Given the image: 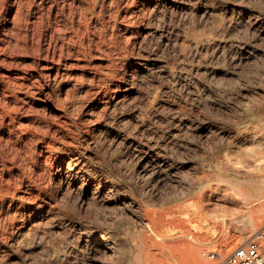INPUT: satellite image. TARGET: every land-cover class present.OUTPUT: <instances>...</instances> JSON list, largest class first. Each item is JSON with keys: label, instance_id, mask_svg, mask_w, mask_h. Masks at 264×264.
<instances>
[{"label": "bare ground", "instance_id": "1", "mask_svg": "<svg viewBox=\"0 0 264 264\" xmlns=\"http://www.w3.org/2000/svg\"><path fill=\"white\" fill-rule=\"evenodd\" d=\"M160 1L156 0L153 13L161 11ZM258 7L250 0H201L199 8L204 17L203 25H193V21L191 27L180 30L168 24L169 37L164 44L175 50L164 59L160 52L153 51L143 57L147 63L142 60L135 63L137 67L127 80L134 87L124 89L127 97L146 94L143 92L146 79L142 75L147 69L152 75L155 73L166 80L162 92L147 91L146 99L151 104L158 100L157 104L166 93L175 100L167 104V113H163V120L157 121V125L147 123V119L137 113L128 120L122 118L118 124L100 123L98 119L100 122L84 125L83 149L72 141L60 147L56 140L40 139L41 150L50 163L47 165L54 168L58 163L59 167L55 174L52 172L50 188L42 187L35 180L30 181L26 192L31 204L26 208L28 201L22 203L29 212H25L26 217L23 221L21 219L17 231L11 233L10 230L1 239L0 264L14 261L17 264H161L162 260H167L166 264H206L212 246L223 243L227 234L228 244L221 248L224 254L254 237L256 229L264 230V220L259 223L252 216L253 212L264 210V193L257 195L263 191L264 185V9L258 10ZM244 75L245 81L242 78L241 82ZM5 79L0 78V87L10 90L12 85L5 83ZM16 84L17 80L13 87ZM43 94L49 96L46 91ZM224 96L229 98L226 97L228 102L223 100ZM231 100L243 107L250 106V113L237 120L236 126L206 118L210 111L226 110ZM112 109L115 111V107ZM230 111L234 113V110ZM61 124L57 127L59 130L66 123ZM20 125L22 127L23 123ZM189 135L197 140L193 138L191 141ZM218 139L226 141L227 146L216 145L208 154L201 152L204 143ZM102 151L109 156L121 154L133 162V169H129L132 172L121 167L118 169L119 176L134 180L133 188L120 183L123 177L118 181L95 167L94 161L99 159ZM4 183L1 180V206H4L5 199L15 197L11 185ZM70 194L75 195L74 204L67 197ZM230 202L248 210L246 215L251 213L245 218V225L242 223L243 229L230 220L220 226L206 218L212 207ZM257 202L262 206L257 207ZM169 226L184 231L166 235L163 229ZM221 228V236L216 237L215 233ZM48 233L51 238L55 234L61 236V240H53L51 249H45L46 244L43 245V238ZM34 253L42 254L31 258Z\"/></svg>", "mask_w": 264, "mask_h": 264}, {"label": "rangeland", "instance_id": "2", "mask_svg": "<svg viewBox=\"0 0 264 264\" xmlns=\"http://www.w3.org/2000/svg\"><path fill=\"white\" fill-rule=\"evenodd\" d=\"M250 1L253 6H259L258 10L264 9V0ZM160 3L162 6L160 9L161 11H155L159 12L155 15V12L153 13V8L155 7L156 0H0V78H7L5 79V83L12 85L10 90L4 86L0 87V185L1 180H3V183L5 181L4 185L8 183V185H11V189L15 191L14 198L9 197L5 199L4 206L0 205V212L2 213H0V228H4V231L0 229V241L10 233V230L11 233L17 231L19 225L22 224L23 218L26 217L25 212H29L26 208L30 206L31 201L29 203L26 190L30 187V181L35 180L37 184L42 187L50 188L51 176L58 170V163H56L54 168L48 166L50 163H47L48 160L45 158L46 153H43L41 150V140L47 142H54V140H56L58 143L56 145L60 147H64V144H68V142L72 141L73 144H78L75 146L83 149L82 139L85 138L86 135V128L84 125L89 124V122L96 123L99 119L101 120V122L98 120L100 123L118 124V121L122 120V118L126 120H128L127 118H132L134 116L133 113L140 114L141 117L147 119V123H152L153 125H155L157 121L160 123L163 120V113H167V104L170 102L172 103V101L175 102V100L166 93L157 104L156 102L158 100L151 104L147 101L146 97L147 91L158 90L162 92V87H164L163 85L166 83V80L158 77L155 73H153V76L152 71L147 69L142 75L143 78L145 77L144 79H146L144 80L145 85L143 86V92L146 94L139 96L128 95V97L125 95V97V87H134V85L128 84L127 80L131 72L137 67L135 63L141 60L142 63H147V61L144 60L145 58H143L146 57L147 54L158 51L164 59V57H169L171 52L175 50L164 44L165 39L169 37L167 32V27L169 25L180 30H185L187 27L192 26L193 21V25H203L204 23L202 21H204V17H202L203 13L199 8L201 6V0H161ZM189 8L192 11H190ZM193 9H195V13ZM150 13L154 17H151ZM154 22L155 24L153 25ZM177 22H179L178 24L180 25L176 24ZM155 31L158 33H155ZM143 36H145V38H143ZM175 66L176 65L173 67L175 68ZM57 69H59V71H57ZM13 77H15V79ZM242 78L244 79L243 81H245V75L240 78L241 82H243ZM16 80L18 85L16 84L17 86L13 87L15 86ZM44 91H46L49 96L43 94ZM224 97L223 100L228 102L229 98L227 96ZM226 97L228 99H226ZM134 98L136 100H133ZM231 101L232 103H229L230 107L228 106L226 110H221V112L210 111L206 114V118L214 122L222 120L225 121L226 125L230 123V126H236L235 122L237 120L246 117L250 113V106H248V108L243 107L237 104L236 101ZM56 103L58 104L56 105ZM108 106L109 108H107ZM119 106L120 109L118 108ZM112 107H115L116 112ZM229 109L234 110V113ZM15 110H17V112H14ZM118 111H120V113ZM123 111L124 113H122ZM224 111H227V113ZM218 112L219 114H217ZM25 114L28 116H25ZM29 114L31 115L29 116ZM221 114L222 116L224 114V116L222 117ZM158 116L159 118H156ZM212 116H214V118ZM55 117L56 120L54 121L53 119H55ZM225 118H228L227 120L229 121ZM22 123L24 129H22L20 125ZM58 123H62L63 125L66 124L61 128L62 130H59V128H57L59 125ZM19 125L20 127H18ZM56 133L57 135H55ZM189 138H191V136ZM193 138L195 139L192 135L191 141ZM217 141L220 140L204 143L203 147L200 148L201 152L203 154L204 152L208 154V152L214 150L216 145L227 146L226 141H220V143ZM30 145H33V148ZM16 151H19L20 154ZM21 151L24 152L22 153ZM102 152L98 156L99 159L94 161L95 167L103 169L118 181L123 177L118 174V169L120 167L123 170L126 169L132 172L133 162L128 159L126 160L121 154H112L109 156L110 154L106 155ZM40 154L44 155V157H39ZM26 156L27 159H25ZM35 162H37V164ZM10 180L11 182H9ZM120 183L125 187L127 186V188H133L135 186L132 178H124ZM262 184H264V182ZM78 185H81V182H79ZM262 189L263 191L260 193L258 192L257 195L264 193V185ZM67 197L70 199L71 203L74 204L75 195L70 194V196L68 195ZM23 201H28L25 203L26 208L22 205ZM263 201L261 204H263ZM257 203L258 205L256 206L260 207L261 204L259 205V202ZM246 211L248 210L244 207L241 208V206L239 208L237 204L231 202L226 204L222 203L221 207H212L206 218H208V222L217 223L220 224V226L223 222H229L228 220H230V222L233 221L232 223H235V225L243 229L245 218L250 217L251 214L246 215ZM252 216L254 221L259 223L263 222L264 210L261 212H253ZM72 218H74V216ZM17 219H19L20 222ZM242 223H244V225ZM262 225L259 227H262ZM10 227L14 228L12 229ZM174 227L175 226H169L167 229L164 228L163 231L166 235H174L184 231L182 228H178L177 226ZM260 231L263 230H261V228L256 229V231H254L255 235ZM2 232L4 234H1ZM232 233L233 232L230 233V236H232ZM49 234L50 233H48V235L46 234L47 236L45 235V238H43V245L46 244L45 249H51L53 240H61L60 234H57V236L55 234L52 238V235ZM221 234L222 228L215 233V236L219 237ZM228 235L229 234H227V236L225 235L226 239ZM48 238H50V243L48 242ZM226 239H223V243L219 245L216 244L214 247L212 246L210 252L218 247L222 248L223 246V248H225L228 244ZM235 248H232L229 253L235 250ZM39 254L41 256L42 253H34V256L31 255V258H38L40 257ZM209 257L207 259L210 260L209 262L207 260L206 264H217ZM166 262L167 260H162L161 264H166ZM11 264H17V261Z\"/></svg>", "mask_w": 264, "mask_h": 264}, {"label": "built area", "instance_id": "3", "mask_svg": "<svg viewBox=\"0 0 264 264\" xmlns=\"http://www.w3.org/2000/svg\"><path fill=\"white\" fill-rule=\"evenodd\" d=\"M209 256L217 264H264V230L228 254L218 247Z\"/></svg>", "mask_w": 264, "mask_h": 264}]
</instances>
